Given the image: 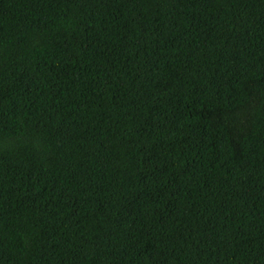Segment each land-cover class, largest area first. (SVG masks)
<instances>
[{
  "label": "trees",
  "instance_id": "16d2710c",
  "mask_svg": "<svg viewBox=\"0 0 264 264\" xmlns=\"http://www.w3.org/2000/svg\"><path fill=\"white\" fill-rule=\"evenodd\" d=\"M0 264H264V0H0Z\"/></svg>",
  "mask_w": 264,
  "mask_h": 264
}]
</instances>
